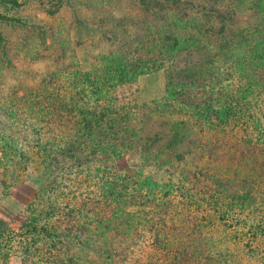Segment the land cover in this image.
<instances>
[{
    "label": "trees",
    "instance_id": "obj_1",
    "mask_svg": "<svg viewBox=\"0 0 264 264\" xmlns=\"http://www.w3.org/2000/svg\"><path fill=\"white\" fill-rule=\"evenodd\" d=\"M119 1L116 49L0 101V195L48 176L0 264H264V0Z\"/></svg>",
    "mask_w": 264,
    "mask_h": 264
},
{
    "label": "rangeland",
    "instance_id": "obj_2",
    "mask_svg": "<svg viewBox=\"0 0 264 264\" xmlns=\"http://www.w3.org/2000/svg\"><path fill=\"white\" fill-rule=\"evenodd\" d=\"M18 4L0 1V13L12 21H0V101L19 90L26 93L38 88L43 77L58 66L77 61L81 69L91 67V54L116 49L103 32H119L129 27L112 23L103 25L102 19L119 17L127 11L130 1L102 3L100 0H17ZM108 21V20H107ZM130 32V31H128ZM127 32H125L126 34ZM109 36H112L111 34ZM101 38H105L102 40ZM114 46V47H113ZM160 75L141 78V97L145 102L161 95ZM43 167L35 163L25 177L24 187L12 195H0V219L10 222L28 202L27 189H38L47 181ZM27 188V189H26ZM11 264H24L13 257Z\"/></svg>",
    "mask_w": 264,
    "mask_h": 264
}]
</instances>
